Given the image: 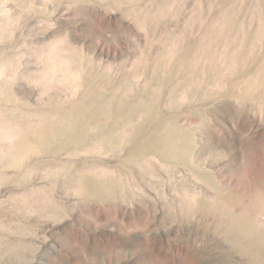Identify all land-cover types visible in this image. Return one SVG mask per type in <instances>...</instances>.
<instances>
[{"label": "rangeland", "instance_id": "obj_1", "mask_svg": "<svg viewBox=\"0 0 264 264\" xmlns=\"http://www.w3.org/2000/svg\"><path fill=\"white\" fill-rule=\"evenodd\" d=\"M0 264H264V0H0Z\"/></svg>", "mask_w": 264, "mask_h": 264}]
</instances>
